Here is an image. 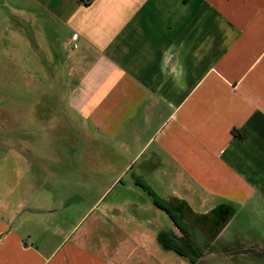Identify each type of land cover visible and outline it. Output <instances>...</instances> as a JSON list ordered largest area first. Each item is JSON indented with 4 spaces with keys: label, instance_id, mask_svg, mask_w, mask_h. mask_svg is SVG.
I'll return each mask as SVG.
<instances>
[{
    "label": "crops",
    "instance_id": "0c3cea01",
    "mask_svg": "<svg viewBox=\"0 0 264 264\" xmlns=\"http://www.w3.org/2000/svg\"><path fill=\"white\" fill-rule=\"evenodd\" d=\"M84 1L0 0V264H199L264 205V0Z\"/></svg>",
    "mask_w": 264,
    "mask_h": 264
},
{
    "label": "rangeland",
    "instance_id": "374dc122",
    "mask_svg": "<svg viewBox=\"0 0 264 264\" xmlns=\"http://www.w3.org/2000/svg\"><path fill=\"white\" fill-rule=\"evenodd\" d=\"M54 89L51 85L49 93L53 94ZM60 89L58 86L57 93ZM19 103V102H18ZM26 107H27V102ZM38 105V102H34ZM44 104V102H42ZM53 103V102H51ZM10 104H16L12 102ZM57 108L62 105L61 101H57ZM40 105V103H39ZM15 108L16 106L10 105ZM39 107V106H37ZM16 109V108H15ZM227 224L225 216H217L216 230L220 231L214 244L210 248L203 245L206 249L215 250L210 256L204 257L199 264H264V205L261 206H245L240 212L236 213ZM230 243L226 252L223 245ZM202 246V247H203ZM243 250L241 252L240 250ZM214 251V252H215ZM208 252V250H207Z\"/></svg>",
    "mask_w": 264,
    "mask_h": 264
},
{
    "label": "trees",
    "instance_id": "16d2710c",
    "mask_svg": "<svg viewBox=\"0 0 264 264\" xmlns=\"http://www.w3.org/2000/svg\"><path fill=\"white\" fill-rule=\"evenodd\" d=\"M158 206H159V204H158ZM160 207L166 210V208H164L162 206H160ZM169 236H170V234H168V233H162V234H160V241L163 243V245L165 247L169 248V249H172V250L176 251L180 255L186 256L187 255V251L183 249L184 247L178 245ZM185 247H187V246H185ZM200 255H202V252H201ZM192 262H195V259H192Z\"/></svg>",
    "mask_w": 264,
    "mask_h": 264
},
{
    "label": "built area",
    "instance_id": "2783aa9c",
    "mask_svg": "<svg viewBox=\"0 0 264 264\" xmlns=\"http://www.w3.org/2000/svg\"><path fill=\"white\" fill-rule=\"evenodd\" d=\"M88 1H90V0H85L84 2H88Z\"/></svg>",
    "mask_w": 264,
    "mask_h": 264
}]
</instances>
